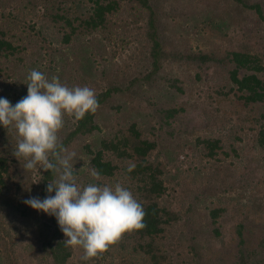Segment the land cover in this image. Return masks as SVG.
<instances>
[{
	"label": "rangeland",
	"instance_id": "1",
	"mask_svg": "<svg viewBox=\"0 0 264 264\" xmlns=\"http://www.w3.org/2000/svg\"><path fill=\"white\" fill-rule=\"evenodd\" d=\"M245 1L261 4L264 11V0ZM157 2L160 8L157 37L161 52L167 54L157 70L152 56L154 41L148 33L147 22H133L132 12L126 8L120 11L123 13H119L110 37L96 34L70 45L64 44L61 33L43 20L41 10L25 14L21 8L10 7L7 11L21 16L25 27L36 26L31 30L34 36L28 39L27 66L35 65L49 80L59 77L68 87L87 86L95 93L111 89L108 101L97 111L100 129L75 139L65 148L76 153L72 163L78 185L83 187L100 180L90 175L91 154L85 145L90 143V148L95 150L101 147V138L116 132L127 135L135 124L143 137L157 143L149 157L159 162L164 171L162 177L167 191L162 201H171L182 215L174 228L169 227L166 232L167 256L172 264H242L236 231L240 222L248 226V250H262L264 257V246L260 244L264 239V151L257 141L264 121V102L245 104L238 99L236 85L230 77V70L234 68V62L230 61L233 51L258 54L264 63V20L237 0ZM13 3L20 4L18 0ZM184 53L211 54L220 61L202 63L176 57ZM21 70L22 67L17 74L24 73ZM259 74L264 78V71ZM26 76L18 83L22 89L17 96L13 84L0 78V97L15 105L27 95ZM168 109L177 111L169 116ZM71 120L72 117L65 116L64 127L58 135H63ZM205 139L221 141L219 153L214 157L205 153ZM106 155L118 168L114 176L101 184L119 182L130 189L131 180L125 167L133 159H119L109 152ZM41 172L39 167L35 171L36 183ZM192 203H195V212L189 216L193 229L185 224L186 217L182 214ZM215 206L226 208L218 221L223 229L220 239L213 235L210 223V209ZM40 214L52 232L51 215L42 211ZM3 220L12 237L16 264H54L43 249L38 225H28L15 213ZM2 234L0 264H9ZM123 238L109 246L106 256L102 253L87 261L81 259L84 250L72 246L68 264H109L111 261L118 264L121 256L115 251L120 243H126ZM193 238L200 252L197 256L188 248ZM260 255L257 252L253 260Z\"/></svg>",
	"mask_w": 264,
	"mask_h": 264
},
{
	"label": "trees",
	"instance_id": "2",
	"mask_svg": "<svg viewBox=\"0 0 264 264\" xmlns=\"http://www.w3.org/2000/svg\"><path fill=\"white\" fill-rule=\"evenodd\" d=\"M237 1L256 11L264 20L261 4L248 3L245 0ZM13 2L14 0H0V78L3 81L9 80L10 84H13V91L16 96L22 89L18 86V83L23 81L22 77L29 74L30 70L35 69V65L27 66V53L29 50L28 39L34 36L31 34V30H35L36 26L33 24L30 28L25 27L24 23L20 21L23 20L21 16L16 15L13 11H7L10 7L21 8L25 14L41 10L43 20L61 33V41L67 45L78 39L96 34H104V37L106 35L110 37L113 31L112 27L116 26L119 15L123 13L120 11L126 8L128 12H132L133 22L138 23L140 20L147 22L148 33L154 41L152 56L155 70L160 69L161 59L167 56L166 53L161 52V42L157 37L160 19V8L157 0H18L20 4L17 3L16 5ZM16 26L18 28H15ZM176 57L195 62L200 60L202 63L211 60L220 61L219 58L215 59L211 54L202 53H184ZM230 61L234 62V68L230 70V77L236 85L235 93L238 99L245 104L264 102V78L259 74L264 71V63L261 57L249 52L233 51ZM20 67L24 73L17 74ZM242 70L244 72L241 75ZM136 82L133 80V83ZM113 89L119 88L113 87ZM110 93L111 89L96 93L99 107L108 101ZM97 111L86 114L78 121L72 118L69 127L63 130V135H59L64 148L75 139L91 135L100 129V125L96 121ZM176 111L175 109H168L167 115L173 116ZM262 118L264 119V113ZM19 139L15 128L0 126V232H3L1 238L4 242V255L9 264H16L13 259L15 248L12 237L3 220L15 213L28 225L40 227L39 239L43 249L53 259L54 264H68L72 255V246H68L64 242L66 238L63 237V232L60 230L55 217L51 216L53 231L50 232L51 226L42 221L40 211L23 202L30 197L43 199L49 195L46 192V186L58 178L57 174L42 169L41 177L36 183L34 175L39 166L33 170H26L24 169L25 159L21 157L18 160L13 155V150ZM257 141L264 151V121L258 130ZM204 142V151L208 156L214 157L219 153L218 149L221 147L219 139H205ZM100 145L101 147L95 150L90 148V143L85 145L91 154V168L100 173L98 183L114 176L118 168L113 159L107 157V152L117 158L119 157V159H133V162L125 167V171L131 180L130 189L138 202L143 205L145 211L143 218L145 227L126 231L122 234L121 237H124L123 240L126 243H120V248L115 251L121 256V261L118 264H172L167 256L169 248L165 242L168 236L166 232L169 227L174 228L182 219V215L180 211L173 208L171 201L169 202L168 199L162 201L167 191L162 177L164 171L159 162L151 161L149 157L157 143L143 137L137 126L133 124L127 135L116 132L113 136H105L101 138ZM131 165L134 167L129 171ZM36 191L37 193H35ZM54 194V192L51 193V195ZM196 198L199 200L200 196L197 195ZM225 211L224 206H215L210 209L209 215L213 235L218 239L223 234L222 224L218 221ZM192 212H195V203L190 204L185 213H182L186 217L185 224L191 229L193 227L190 226L189 213ZM42 213L44 212L42 211ZM247 228L248 226L244 222H240L236 227L239 238L238 250L241 252L240 260L242 264H247L248 261H253L254 264H264L262 250H248ZM260 244L264 246V239ZM122 248L124 251H121ZM188 248L193 252V255L200 254L194 238L188 244ZM107 251L109 252L110 249L108 248ZM257 252L261 254L260 257L253 260ZM109 264L117 263L111 261Z\"/></svg>",
	"mask_w": 264,
	"mask_h": 264
},
{
	"label": "clouds",
	"instance_id": "3",
	"mask_svg": "<svg viewBox=\"0 0 264 264\" xmlns=\"http://www.w3.org/2000/svg\"><path fill=\"white\" fill-rule=\"evenodd\" d=\"M27 81V95L15 105L0 97V126L16 129L20 139L13 155L25 159L24 169L39 166L55 172L58 178L47 184L49 195L23 202L54 216L66 245L84 250L83 261L98 257L126 231L145 227L143 205L119 182L83 187L76 183L72 163L76 153L63 147L58 133L64 127L65 116L78 121L97 111L95 91L87 86L68 87L55 76L49 80L36 69L30 70ZM90 175L95 180L100 177L94 168Z\"/></svg>",
	"mask_w": 264,
	"mask_h": 264
}]
</instances>
